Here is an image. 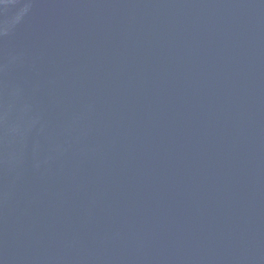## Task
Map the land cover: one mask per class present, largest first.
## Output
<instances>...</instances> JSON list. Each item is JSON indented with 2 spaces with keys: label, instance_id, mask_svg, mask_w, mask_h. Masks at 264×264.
<instances>
[{
  "label": "water",
  "instance_id": "1",
  "mask_svg": "<svg viewBox=\"0 0 264 264\" xmlns=\"http://www.w3.org/2000/svg\"><path fill=\"white\" fill-rule=\"evenodd\" d=\"M0 264H264V0H0Z\"/></svg>",
  "mask_w": 264,
  "mask_h": 264
}]
</instances>
